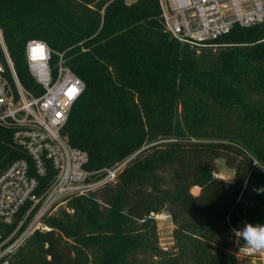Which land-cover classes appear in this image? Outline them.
Instances as JSON below:
<instances>
[{
    "label": "trees",
    "instance_id": "obj_1",
    "mask_svg": "<svg viewBox=\"0 0 264 264\" xmlns=\"http://www.w3.org/2000/svg\"><path fill=\"white\" fill-rule=\"evenodd\" d=\"M160 13L158 0H0L26 89L42 91L24 55L30 39L51 48L52 69L63 53L84 82L63 134L88 153L86 168L128 160L115 182L45 217L51 230L6 264H236L233 229L264 224V23L191 46ZM18 158L28 156L0 125V172ZM219 158L234 171L228 183L214 176ZM163 211L171 250L158 243L153 215ZM13 226L0 223V234Z\"/></svg>",
    "mask_w": 264,
    "mask_h": 264
},
{
    "label": "built area",
    "instance_id": "obj_2",
    "mask_svg": "<svg viewBox=\"0 0 264 264\" xmlns=\"http://www.w3.org/2000/svg\"><path fill=\"white\" fill-rule=\"evenodd\" d=\"M158 5L164 30L191 46L208 45L234 25L264 23V0H158ZM24 55L42 90L39 94L20 82L0 27V125L12 130V141L28 156L0 172V223L14 224L8 233L0 234V264H6L35 231L51 230L44 218L59 203L115 182L128 161L98 170L86 168L88 153L72 146L63 134L84 82L65 65L63 53H58L59 61L52 69V50L42 40H28ZM198 191V186L191 188L194 194ZM158 215L153 216L170 217ZM240 249L242 256L264 255L263 250Z\"/></svg>",
    "mask_w": 264,
    "mask_h": 264
},
{
    "label": "rangeland",
    "instance_id": "obj_3",
    "mask_svg": "<svg viewBox=\"0 0 264 264\" xmlns=\"http://www.w3.org/2000/svg\"><path fill=\"white\" fill-rule=\"evenodd\" d=\"M127 3L132 2L131 0H126ZM234 171L232 168L228 167L224 160L222 158H219L216 160V172L214 176L225 183H228L232 181L233 179ZM241 202L244 203L246 207H249L254 202V196L252 194V189L248 188L246 194L241 199ZM66 207V201L59 203L54 210L48 215H54L60 209H63ZM168 213L163 211L161 215H167ZM169 215V214H168ZM156 220V226H157V234H158V243L160 247L164 250H171L173 247V238H172V229L173 224L171 221V218L169 216L166 217H158L155 218ZM238 235V234H237ZM237 237L235 236V241ZM234 241L232 249L237 253V263L236 264H264V255L260 253H256L252 255L251 257L242 256L238 252L239 247H242L245 245V242L241 239L240 244L237 245Z\"/></svg>",
    "mask_w": 264,
    "mask_h": 264
},
{
    "label": "clouds",
    "instance_id": "obj_4",
    "mask_svg": "<svg viewBox=\"0 0 264 264\" xmlns=\"http://www.w3.org/2000/svg\"><path fill=\"white\" fill-rule=\"evenodd\" d=\"M233 232L237 237L235 241L237 245L240 244L241 239L245 242V245L240 250H245L246 248H250L253 251L264 250V224L245 222L242 228L233 229Z\"/></svg>",
    "mask_w": 264,
    "mask_h": 264
}]
</instances>
